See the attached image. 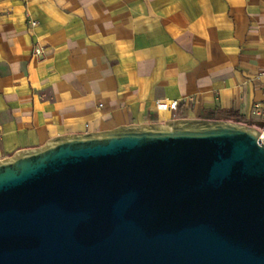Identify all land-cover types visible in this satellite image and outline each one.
I'll use <instances>...</instances> for the list:
<instances>
[{
	"label": "water",
	"instance_id": "water-1",
	"mask_svg": "<svg viewBox=\"0 0 264 264\" xmlns=\"http://www.w3.org/2000/svg\"><path fill=\"white\" fill-rule=\"evenodd\" d=\"M0 264H264V132L174 119L17 151Z\"/></svg>",
	"mask_w": 264,
	"mask_h": 264
},
{
	"label": "crops",
	"instance_id": "crops-1",
	"mask_svg": "<svg viewBox=\"0 0 264 264\" xmlns=\"http://www.w3.org/2000/svg\"><path fill=\"white\" fill-rule=\"evenodd\" d=\"M259 101L264 0H0V160L67 134L224 111L260 126Z\"/></svg>",
	"mask_w": 264,
	"mask_h": 264
},
{
	"label": "built area",
	"instance_id": "built-area-1",
	"mask_svg": "<svg viewBox=\"0 0 264 264\" xmlns=\"http://www.w3.org/2000/svg\"><path fill=\"white\" fill-rule=\"evenodd\" d=\"M27 16L29 17L30 14L27 13ZM30 22H31V25L32 26H35L37 24L36 21H34V20H31ZM41 52H42V49L40 47H38V48L35 49V53L36 54H40ZM178 106H179V103L176 100H174V101H165V100L157 101V108L159 110H171V111H175V110H177ZM252 114L257 119H259L260 122H263L264 123V101L256 102L253 105ZM260 126H261V128H260L261 131L264 132V125H260Z\"/></svg>",
	"mask_w": 264,
	"mask_h": 264
},
{
	"label": "trees",
	"instance_id": "trees-1",
	"mask_svg": "<svg viewBox=\"0 0 264 264\" xmlns=\"http://www.w3.org/2000/svg\"><path fill=\"white\" fill-rule=\"evenodd\" d=\"M224 115L227 118L237 119L238 117L232 111H224Z\"/></svg>",
	"mask_w": 264,
	"mask_h": 264
},
{
	"label": "rangeland",
	"instance_id": "rangeland-1",
	"mask_svg": "<svg viewBox=\"0 0 264 264\" xmlns=\"http://www.w3.org/2000/svg\"><path fill=\"white\" fill-rule=\"evenodd\" d=\"M246 124H248V125H253V126H255V127L261 128V126L256 125V124H253V123H246Z\"/></svg>",
	"mask_w": 264,
	"mask_h": 264
}]
</instances>
